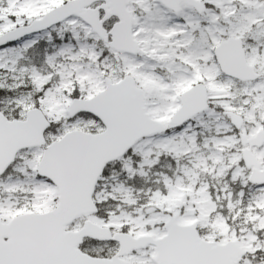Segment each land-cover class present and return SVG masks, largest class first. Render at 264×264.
Masks as SVG:
<instances>
[{
    "label": "snow or ice",
    "instance_id": "1",
    "mask_svg": "<svg viewBox=\"0 0 264 264\" xmlns=\"http://www.w3.org/2000/svg\"><path fill=\"white\" fill-rule=\"evenodd\" d=\"M0 264H264V0H0Z\"/></svg>",
    "mask_w": 264,
    "mask_h": 264
}]
</instances>
